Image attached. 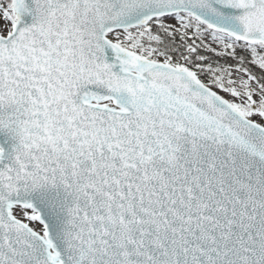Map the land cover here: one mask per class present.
Returning a JSON list of instances; mask_svg holds the SVG:
<instances>
[{
	"label": "snow or ice",
	"instance_id": "6c2138e0",
	"mask_svg": "<svg viewBox=\"0 0 264 264\" xmlns=\"http://www.w3.org/2000/svg\"><path fill=\"white\" fill-rule=\"evenodd\" d=\"M0 264H264V0H0Z\"/></svg>",
	"mask_w": 264,
	"mask_h": 264
}]
</instances>
